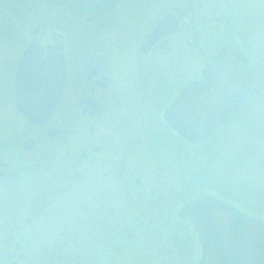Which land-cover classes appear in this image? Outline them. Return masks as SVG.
Here are the masks:
<instances>
[{
	"label": "rangeland",
	"instance_id": "374dc122",
	"mask_svg": "<svg viewBox=\"0 0 264 264\" xmlns=\"http://www.w3.org/2000/svg\"><path fill=\"white\" fill-rule=\"evenodd\" d=\"M232 2H241L234 4L239 15L228 16L237 26L234 41L250 53V62L246 59L254 86L233 119L203 145L201 157L197 160L187 143L185 153L178 155L174 136L168 133L174 145L167 138L162 155L152 153L156 145L151 142V151L146 157L139 155L143 150L137 152L134 168L127 171L129 176L142 175L143 192L125 194L122 209L109 213L101 207L88 213V199L80 192L57 190L63 181L52 173L56 165L40 176L35 170L26 172L19 184L0 183V264H199L198 238L191 228L181 230L184 222L177 212L207 194L264 222V0ZM9 5L15 6L14 13ZM22 5V0H0V160L12 164L15 146L33 132L16 112L12 96L14 66L25 43L20 41L26 33L21 28L26 13ZM223 26L226 33L229 27ZM221 36H205L195 50L185 49L188 55L177 50L169 64L168 92L158 105L150 97L146 109L152 106L160 116L181 84L201 83L204 64L230 39V33ZM120 88L129 90L123 84ZM61 152L64 156L46 162L68 159ZM153 187L161 193L171 189L168 212L145 206L146 192Z\"/></svg>",
	"mask_w": 264,
	"mask_h": 264
},
{
	"label": "flooded vegetation",
	"instance_id": "af4514ba",
	"mask_svg": "<svg viewBox=\"0 0 264 264\" xmlns=\"http://www.w3.org/2000/svg\"><path fill=\"white\" fill-rule=\"evenodd\" d=\"M22 4L26 13L20 19L21 28L26 33L20 41L25 43L14 71L19 57L29 47L39 61L58 50L64 61L65 85L50 119L43 125L27 122L33 132L15 146L16 164L2 160L0 183L19 184L26 172L35 170L40 176L45 170L52 172L51 166L56 165V172L52 173L63 181L58 182L57 190L80 192L88 199L84 208L88 213L100 207V211L108 213L118 211L125 194L143 192L142 175L129 176L127 171L134 168L132 161L141 150L139 155L145 157L151 151V142L156 145L152 153L162 155L167 138L172 142L168 133L174 136L178 155L185 153L184 141L164 117L178 93L160 116L152 106L147 110L145 105L150 97L156 100L155 105L160 104L161 95L168 92L166 82H172L169 64L177 50L188 55L189 48L195 50L205 36L230 33V39L221 47L234 46L247 66L250 62V53L234 41L236 23L228 16L239 15L241 10L236 12L235 5L241 6V2L234 5L232 0H22ZM7 8L15 12V6ZM224 23L229 27L226 33ZM159 25L162 28L152 36ZM122 84L128 87L127 92L120 88ZM253 86L254 78L241 107ZM12 96L14 99L13 92ZM54 129L57 132L51 133ZM214 134L204 142L190 145L197 160L203 145ZM28 139L33 142L30 150L23 147ZM61 150L68 159L46 162L48 158L64 156ZM170 191L161 193L157 187L148 190L144 198L147 209H159L161 213L162 208L165 213ZM212 197L216 198L207 194L198 199ZM216 200L223 202L218 197ZM187 204L177 212L184 222L180 226L184 233L190 228V216L180 213L189 207Z\"/></svg>",
	"mask_w": 264,
	"mask_h": 264
},
{
	"label": "water",
	"instance_id": "95a60500",
	"mask_svg": "<svg viewBox=\"0 0 264 264\" xmlns=\"http://www.w3.org/2000/svg\"><path fill=\"white\" fill-rule=\"evenodd\" d=\"M160 28L162 25L152 36ZM17 63L14 106L31 124L43 125L51 118L65 85L62 54L55 50L39 61L29 47ZM203 76L204 82L184 84L164 114L170 126L191 142L203 140L223 126L251 86L243 56L230 46H223L218 55L211 57ZM23 147L30 150L33 142L28 139ZM184 214L191 216L201 243L199 264H264V223L213 198L183 209L180 215Z\"/></svg>",
	"mask_w": 264,
	"mask_h": 264
}]
</instances>
